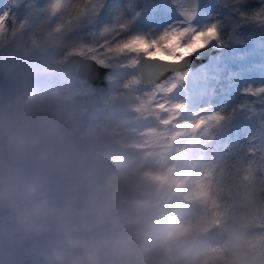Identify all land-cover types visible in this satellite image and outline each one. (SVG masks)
<instances>
[{
  "label": "rangeland",
  "instance_id": "obj_1",
  "mask_svg": "<svg viewBox=\"0 0 264 264\" xmlns=\"http://www.w3.org/2000/svg\"><path fill=\"white\" fill-rule=\"evenodd\" d=\"M135 1L105 0L93 12L94 0L81 6L80 0H0V264H86V241L92 250L130 225L142 227L148 219L158 222L172 237L194 233L199 243L207 242L215 252L227 237V225L243 214L251 223L249 246H261L264 95L249 96L243 90L264 86V26L242 24L224 0H209L193 23L202 27L219 21L226 50L190 72L171 97L187 107L178 119L165 124L167 112L141 115L137 111L136 96L143 97L150 87H125L129 78L137 75L134 69L110 70L106 77L108 88L94 97L90 83L61 67L72 54L89 59L81 54L82 46L98 43V33L104 25L127 19L136 7L143 13L134 27L145 31H159L181 19L171 0ZM73 5L75 14H70ZM259 6L258 0H248L242 7ZM67 31L71 33L68 43L53 50L52 44ZM44 34L50 40H45ZM211 45L216 46L215 42ZM83 67L81 62H75V70L82 71ZM90 72L94 76L101 73L94 69ZM61 93L67 94L64 102L56 99ZM40 94L46 101L37 104ZM48 95H52L51 100ZM88 100L95 108L92 118L85 114ZM59 104V117L51 125L44 118L45 127L30 111V106L35 110L43 105L56 111ZM202 108H207L208 113H220L224 119L218 124L192 127L200 119L192 113ZM72 114L76 122L73 120L66 130L64 123ZM16 122L33 128V132L17 131ZM48 130L54 132L58 158L54 174L44 185L34 147L40 143L37 154L44 153ZM8 133L12 143L25 140L26 146L10 150ZM68 134L72 144L66 147ZM80 140L83 149L77 151L75 145ZM96 151L98 162L94 166ZM113 152H117L113 158L105 159ZM187 152L191 153L189 158L185 157ZM169 155L182 163L181 170L187 165L195 173L208 170L213 159L212 177L206 173V178L203 173L201 183L211 180V187L216 181L215 195L210 191L201 193L202 187L197 195L190 194L193 186H189L178 204H169L162 184L173 169L172 162H167ZM65 157L70 162L69 169H74L73 175L62 171ZM28 178L30 183L26 182ZM141 183L150 185L151 195L135 193ZM101 185L106 192L102 197L98 193ZM223 192L229 196L223 197ZM222 199L230 201L219 208L227 216L218 226L213 222L217 209H210L200 223H193L198 213L194 202L204 205L218 200L221 205ZM216 228H222L221 235L213 242ZM72 235L79 237L83 245L69 253ZM196 247L201 250L198 243Z\"/></svg>",
  "mask_w": 264,
  "mask_h": 264
},
{
  "label": "snow or ice",
  "instance_id": "obj_2",
  "mask_svg": "<svg viewBox=\"0 0 264 264\" xmlns=\"http://www.w3.org/2000/svg\"><path fill=\"white\" fill-rule=\"evenodd\" d=\"M105 0H94L93 12H97ZM181 19L157 31H147L134 27L143 13L136 7L133 14L123 21L104 25L98 33L99 42L83 45L82 55H87L92 64L110 70L119 68L138 69L139 75L130 77L125 87L134 90L143 84L150 85V91L139 100L137 111L167 112L169 117L163 122L178 119L187 105L171 99L176 90L182 87L189 76L187 69L181 70L188 58L207 48L215 42L223 47L225 41L221 35L219 21L198 27L193 23L200 14V0H171ZM259 7L245 9L248 0H224L230 6L242 24L264 26V0H258ZM3 15V13H0ZM7 19V17H5ZM97 34L93 35L95 41ZM119 62V63H118ZM169 73H171L169 75ZM243 94L249 96L264 95V86L246 88ZM251 107V105L249 106ZM199 117L192 127L199 128L205 123H219L224 119L220 113H208L202 108L192 113ZM185 124L190 122L185 121Z\"/></svg>",
  "mask_w": 264,
  "mask_h": 264
},
{
  "label": "clouds",
  "instance_id": "obj_3",
  "mask_svg": "<svg viewBox=\"0 0 264 264\" xmlns=\"http://www.w3.org/2000/svg\"><path fill=\"white\" fill-rule=\"evenodd\" d=\"M30 111L34 118L45 127L44 116L52 111L45 105L42 109ZM46 135H54L48 130ZM10 150L18 151L26 146L25 140L12 143V135L6 134ZM52 157H41L43 163H49ZM102 197L106 195L103 185L98 190ZM251 223L238 214L227 225V237L222 245L223 264H260L264 256V243L260 247L249 246ZM197 237L190 233L181 237L169 236L158 222L145 221L142 227L130 225L118 232L111 240L98 244L84 253L86 264H198Z\"/></svg>",
  "mask_w": 264,
  "mask_h": 264
},
{
  "label": "bare ground",
  "instance_id": "obj_4",
  "mask_svg": "<svg viewBox=\"0 0 264 264\" xmlns=\"http://www.w3.org/2000/svg\"><path fill=\"white\" fill-rule=\"evenodd\" d=\"M87 2V0H80V6L81 5H84L85 3ZM136 1L134 0V3ZM75 6L76 5H73V9L70 10V14H73L74 11H75ZM56 15H58V12H55ZM75 14V13H74ZM55 22H57V19H55ZM51 25V22H46L45 26L47 27V29H49V26ZM48 31V30H47ZM71 33L69 31L67 32H64L63 34H61V37L57 40L56 43H53L52 44V49L57 51L63 47H65V45L68 43V40H69V37H70ZM44 39L45 40H50L48 38V34H44L43 35ZM79 41H81L79 39ZM49 98V100H51L52 98V95H48L47 96ZM45 98L43 96V94L39 96V99L37 100V104H41V103H44L46 101V99H43ZM67 98V94L65 93H61L59 94L58 97H56L57 100L59 101H65ZM48 100V99H47ZM29 102V101H28ZM45 105L42 106V108L44 107ZM40 107V109H42ZM62 108V106L59 104L56 108V111H50L49 113H47L44 118H46V122L47 124L51 125L52 124V120L54 118H58L59 117V111L60 109ZM73 120L74 122L75 119H74V114L72 115H69L68 116V120L64 123V128L67 130L69 127H71L73 125ZM76 125V124H75ZM15 128L17 129V131H24V129L26 130V132H33V128L31 127H25L22 125L21 122H16L15 124ZM71 135L68 134V136H66L65 140H64V143H65V146L67 147V143L68 145L72 144V141H71ZM217 139L219 140V136H217ZM8 141V140H7ZM216 141V140H215ZM4 143V142H3ZM5 144V143H4ZM3 144V145H4ZM83 141L80 140L76 143V150L79 151L81 149H83ZM19 155L22 156V154H20L18 152ZM189 156H191V153L190 152H187L185 154V157L186 158H189ZM175 158V156H171L169 155L168 157V160L167 162L168 163H171L173 164V169L171 170L170 174L168 176H166L165 178H163V186L166 187V190H167V197H168V203L171 204V205H174V204H178L182 198H180L181 196H184V191L189 187V186H193L190 188V194H193V195H197V191H199V188L202 187V192L201 193H206V191H210L212 194L215 195L216 193V189L218 190V186L216 185V181L215 183H212L211 187H210V184H211V180L208 181L207 180H203L204 183L202 181V179L204 178L203 176V173L205 174V177L208 178V176H206V173L207 175H210V177H212V170H213V159L211 160V164L209 165V169L208 170H205V172L202 173L201 169L197 170L196 173L195 171H192L190 169H188V166L186 165V167L184 168V170H181V165L182 163H179L178 161H175L173 160ZM63 163H62V171H66V172H69V175H73L74 174V169H69V165H70V162L68 160V157H65L63 159ZM214 161L217 162V158L214 157ZM192 168H193V165H191ZM195 173L194 177H195V180L192 179V175ZM27 183H30L31 180L30 178L27 179L26 181ZM223 197H228L229 195L226 193V192H223ZM218 196V194H217ZM222 198V197H221ZM230 200L226 201L222 199V203L220 205L219 201H213V202H206L204 205H202L201 202H194V206L197 208L198 210V213L193 217V223L194 224H198L200 223L203 218L205 217V213H207V211H209L210 209H217V211H214V212H217V215L215 216V221H213L217 226L219 225V221H223L225 219V217L227 215L225 214H222L220 213L219 211V208L220 206H223L224 203H228ZM224 202V203H223ZM194 207V208H195ZM79 206L76 210V215L79 214ZM67 210V209H66ZM229 214V212H228ZM248 216V215H247ZM245 216V217H247ZM222 224V222H221ZM222 229V228H221ZM221 229H218L217 231V228L215 230V233L217 236H215V238L212 240L213 242L214 241H218V237L221 235ZM1 236V234H0ZM198 241V240H197ZM211 241V240H210ZM69 242L71 243L70 244V248H69V253H73V252H77L81 247H82V243H81V239L78 237L77 239V236H70L69 237ZM199 244V246L201 247V250L200 251H197L199 253V256H198V260H199V263L200 264H223V253L222 251L220 250L221 249V245L219 244L218 247H215L216 251H214V249L212 248V246L210 245H207V242H200L199 241L197 242ZM84 245H86V248L84 249V253L86 251L89 250V247L91 245V243H88V241H86V244L84 243Z\"/></svg>",
  "mask_w": 264,
  "mask_h": 264
},
{
  "label": "water",
  "instance_id": "obj_5",
  "mask_svg": "<svg viewBox=\"0 0 264 264\" xmlns=\"http://www.w3.org/2000/svg\"><path fill=\"white\" fill-rule=\"evenodd\" d=\"M208 1L209 0H200V10H201V8H203L208 3ZM225 50H226V48H224V47L219 48V47L214 46V45H209L207 48L198 52L196 55L188 58V60L185 61L184 65L181 66V70L187 69L190 73L192 70H195L199 66L207 63L211 58H216L219 53H221ZM32 55H33V53L31 54V56ZM76 61L81 62L85 66V68L83 67V69L85 71L84 70L81 71L79 69L75 70L74 67H75ZM61 67H62V69H66V73L73 75L75 78H83V79H85V81L87 83H90L94 87V93L92 95L94 97H98L109 86V81L107 80L106 77H107V74L110 71V69L105 68V67H97L96 65L91 63L90 59H83L78 54L70 55L68 57V59L65 60V62L62 64ZM92 69L101 72L100 76H99V74H98V76L97 75L94 76L90 72V71H92ZM134 70L137 72V75H139V70L138 69H134ZM170 74L171 73H169V75ZM141 86L146 87V88L150 87V85H148V84H143ZM94 111H95V108L91 107V101L88 100L85 114L89 118H92ZM139 113L141 115L146 114V112H143V111H139ZM147 113L151 114L153 112H147ZM146 118L149 119L150 116L146 115ZM105 137H106V135L104 134L102 136L101 140L105 139ZM46 139H47L46 149L42 155L37 154L38 150L40 148V143L34 147L35 159L38 162V167H39V170L41 171V176H42V179L44 181V185H46L49 182L50 178L54 174L56 163H57V158H58V149H57V143H56L55 139L53 138V136H51V137L47 136ZM116 153L117 152H113L112 154L105 157V159L113 158L116 155ZM45 155H50L52 157V159L49 163H43L42 162L41 157L45 156ZM97 160H98V157H97V151H96L95 152V162H94L95 166L97 165V162H98ZM145 189H148L149 193H146ZM135 193L138 195H142V196H146L147 194L151 195L150 185L148 183H141L140 185H138L135 188ZM121 206L124 207V205L122 204L118 207V213L119 214H121V209H120ZM262 230H263V234H262V239H261V245H262V243H264V222L262 225ZM260 264H264V256H261Z\"/></svg>",
  "mask_w": 264,
  "mask_h": 264
},
{
  "label": "trees",
  "instance_id": "obj_6",
  "mask_svg": "<svg viewBox=\"0 0 264 264\" xmlns=\"http://www.w3.org/2000/svg\"><path fill=\"white\" fill-rule=\"evenodd\" d=\"M255 60H257V59H256V58H253V59H252V61H255Z\"/></svg>",
  "mask_w": 264,
  "mask_h": 264
}]
</instances>
